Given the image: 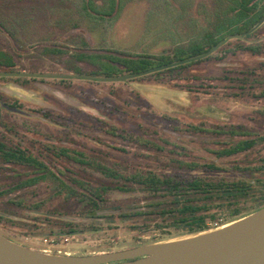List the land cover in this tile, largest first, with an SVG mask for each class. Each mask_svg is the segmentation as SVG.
Segmentation results:
<instances>
[{
  "label": "rangeland",
  "instance_id": "rangeland-1",
  "mask_svg": "<svg viewBox=\"0 0 264 264\" xmlns=\"http://www.w3.org/2000/svg\"><path fill=\"white\" fill-rule=\"evenodd\" d=\"M58 1L45 22L17 24V41L0 26V49L20 69L0 72L114 78L158 68L126 73L123 63L139 57L190 60L199 56L183 53L213 11L206 0H118L107 16L109 0H92L87 12L82 6L89 0ZM45 8L48 14L50 5ZM263 20L254 39H230L210 61L171 72L125 82L0 79V143L46 168L6 160L0 152V234L46 254L94 256L186 239L264 208ZM247 45L258 52L239 49ZM77 54L85 56L75 63L81 74L69 70ZM210 164L215 169L208 172ZM135 170L247 182L257 197L239 215L191 234L146 208L155 196L128 181ZM92 200L98 207L88 205ZM142 207L147 215L103 218Z\"/></svg>",
  "mask_w": 264,
  "mask_h": 264
},
{
  "label": "trees",
  "instance_id": "trees-1",
  "mask_svg": "<svg viewBox=\"0 0 264 264\" xmlns=\"http://www.w3.org/2000/svg\"><path fill=\"white\" fill-rule=\"evenodd\" d=\"M55 1L59 5L58 0H0V23L2 30L10 36L12 40L17 41L15 30H17V24L36 23L53 17L52 15L58 9ZM106 1V0H104ZM118 0H109L110 7L106 10L107 16H112V12L117 11ZM210 2L209 10L211 19L207 21V25L203 28L199 38L190 44L188 52L183 53L187 57H196L205 54L212 47L219 44L228 36L236 34H246L247 40L254 39L257 36L259 30L252 33H248L256 24H258L264 18V4L260 0H206ZM55 3V4H54ZM92 0L84 1L82 11H88L92 8ZM113 3V4H111ZM60 4L61 1H60ZM50 5L49 16L46 12V6ZM204 5H202L203 7ZM106 8V7H105ZM111 8V9H109ZM205 9V7H203ZM110 12V14H109ZM81 12V16H83ZM209 13V11H208ZM14 18L17 23H14ZM13 19V21H12ZM46 24V25H45ZM44 26L48 24L45 23ZM60 26V23L56 22L54 27ZM77 23H72L71 27H77ZM264 27V24H263ZM262 27V28H263ZM240 41V40H237ZM231 42L226 43L217 50V53H223ZM239 49L249 51L256 54L259 49L253 45L240 46ZM54 53H62L60 50H51ZM72 67L70 71L75 74H81V70L78 66H75L76 62H83L85 56L82 54L73 55ZM182 59L178 58L177 60ZM212 56H208L204 60L189 63L186 65H180L177 67L168 68L156 72V74L162 72H171L177 69L186 68L190 65L202 61H210ZM174 60H170L162 56L161 58L145 57L140 58L136 62H123L126 73H137L146 70L151 67H159L173 63ZM20 71L19 65L14 60V57L0 49V71ZM111 77V75H106ZM5 81H12L17 84H23L28 81L37 79L28 78H0ZM65 80H62L64 82ZM245 145H248L245 143ZM0 152L3 153L4 159L14 158L16 160L27 162L35 169L43 171L45 168L44 163L38 162L36 159L26 157L22 152L8 151L6 146L0 143ZM206 168L208 172L213 171L215 166L210 164ZM128 181L134 184H138L144 191L152 193L155 199L147 205V209L151 210L157 216L165 218L173 225L182 228L184 231L197 234L209 229L210 223L219 224L221 221L227 220L228 217H235L241 213L242 206L256 199V190L250 183L247 182H226L222 180L212 181L203 180L199 178L184 179L182 177L175 178L171 176L161 175L151 171H134L128 178ZM125 189H130L126 187ZM264 201L263 196L259 198ZM90 206H97L96 201L92 200L88 203ZM98 207V206H97ZM144 208V209H146ZM130 209V207H129ZM140 209V210H139ZM135 212L129 214L118 215H105L103 218L109 220H115L117 217H132L133 215H147L146 212H142L139 208ZM135 213V214H134ZM228 216V217H227ZM63 226H67L68 222L62 221ZM223 225V224H222ZM69 233H72L69 230Z\"/></svg>",
  "mask_w": 264,
  "mask_h": 264
},
{
  "label": "water",
  "instance_id": "water-1",
  "mask_svg": "<svg viewBox=\"0 0 264 264\" xmlns=\"http://www.w3.org/2000/svg\"><path fill=\"white\" fill-rule=\"evenodd\" d=\"M258 26L259 24L249 33ZM244 37L245 35H233L199 57L123 77L97 78L72 74L28 72H0V77L125 82L132 78L206 58L228 40ZM0 264H264V208L222 228L186 239L94 256L46 254L21 246L0 234Z\"/></svg>",
  "mask_w": 264,
  "mask_h": 264
}]
</instances>
